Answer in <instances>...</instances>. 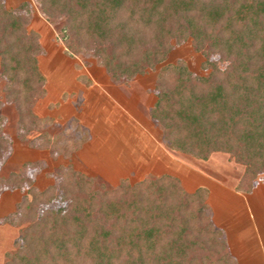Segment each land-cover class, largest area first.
I'll list each match as a JSON object with an SVG mask.
<instances>
[{
    "label": "trees",
    "instance_id": "trees-1",
    "mask_svg": "<svg viewBox=\"0 0 264 264\" xmlns=\"http://www.w3.org/2000/svg\"><path fill=\"white\" fill-rule=\"evenodd\" d=\"M35 1L50 24H60L55 29L65 51L89 52L117 82L153 69L173 42L190 39L205 57L207 74H193L183 61L163 66L150 117L170 149L202 160L225 152L242 163L239 188L251 192L264 172V0ZM4 3L0 77L25 139L50 119L33 111L46 93L37 59L42 48L38 33L26 28L30 3ZM4 119L0 115V162L11 146ZM45 141L42 134L28 144ZM40 164L0 177V191L25 184L30 193L7 218L25 225L3 264H236L201 188L188 191L170 174L111 187L65 166L55 185L38 190L29 175Z\"/></svg>",
    "mask_w": 264,
    "mask_h": 264
},
{
    "label": "rangeland",
    "instance_id": "rangeland-1",
    "mask_svg": "<svg viewBox=\"0 0 264 264\" xmlns=\"http://www.w3.org/2000/svg\"><path fill=\"white\" fill-rule=\"evenodd\" d=\"M22 1L30 3L26 28L39 35L42 50L37 59L46 79V93L35 101L33 111L50 119L32 129L25 139H20L17 110L14 103L6 99V82L0 77V115L5 118L3 131L11 139L9 152L0 162V177L18 173L29 162H41L29 175L38 190L55 185L57 170L65 166L111 187L121 180L132 184L147 177L170 174L188 191L202 186L212 222L211 201L217 204L221 214L234 216L241 211L239 203L233 202L231 208L224 207L226 200L214 190V183L226 179L230 185L232 179L236 182L239 178L236 183L239 187L245 166L225 152H213L202 160L170 149L162 127L150 117L149 110L156 99V76L163 66L183 61L193 74H207L202 67L205 57L193 47L190 39L173 42L166 59L153 69L128 81L117 82L89 52L72 55L65 51V40L55 29L60 24H50L35 0H5L4 4L6 8H13ZM211 58L217 60L218 56ZM225 65L226 62L219 63L222 68ZM42 134L47 137V143L28 144ZM64 139H70L69 144L61 143ZM261 177L264 178V172L254 181ZM28 188L24 184L21 188L6 187L0 191V264L5 262L7 253L15 249L19 229L25 225L12 223L7 218L15 214L23 196L30 197ZM228 252L231 255L229 249Z\"/></svg>",
    "mask_w": 264,
    "mask_h": 264
},
{
    "label": "crops",
    "instance_id": "crops-1",
    "mask_svg": "<svg viewBox=\"0 0 264 264\" xmlns=\"http://www.w3.org/2000/svg\"><path fill=\"white\" fill-rule=\"evenodd\" d=\"M225 180H217L214 190L226 200V209L239 203L241 211L234 216L225 212L221 214L217 204L215 206L211 201L213 222L223 232L227 247L238 264H264V200L261 201L264 198V178L256 179L249 193L236 185L239 178L236 182L232 179L230 185ZM215 199L218 200L217 194Z\"/></svg>",
    "mask_w": 264,
    "mask_h": 264
}]
</instances>
